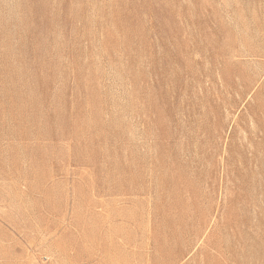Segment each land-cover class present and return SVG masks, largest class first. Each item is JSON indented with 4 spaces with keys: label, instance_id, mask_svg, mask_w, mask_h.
I'll return each mask as SVG.
<instances>
[{
    "label": "rangeland",
    "instance_id": "obj_1",
    "mask_svg": "<svg viewBox=\"0 0 264 264\" xmlns=\"http://www.w3.org/2000/svg\"><path fill=\"white\" fill-rule=\"evenodd\" d=\"M0 264H264V0H0Z\"/></svg>",
    "mask_w": 264,
    "mask_h": 264
}]
</instances>
